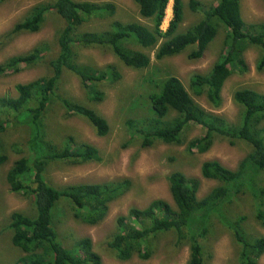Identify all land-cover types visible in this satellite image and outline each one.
I'll list each match as a JSON object with an SVG mask.
<instances>
[{"label": "trees", "instance_id": "obj_1", "mask_svg": "<svg viewBox=\"0 0 264 264\" xmlns=\"http://www.w3.org/2000/svg\"><path fill=\"white\" fill-rule=\"evenodd\" d=\"M132 1L139 16L150 25L113 20L117 11L114 3L51 0L33 6L6 34L9 37V34L39 31L49 12L54 13L62 25L53 45L42 42L28 53L0 64V74L9 70L19 72L21 66L40 63L51 71L50 76L17 84L15 97H0V133L10 121L28 128L27 155L13 161L6 173L10 190L30 198L32 205L31 215L13 212L10 216L11 244L23 253L11 264H102L90 238H78L66 245L57 224L68 208L74 220L96 225L106 217L109 205L131 187L128 179L60 187L49 181V168L55 163L82 165L102 160L99 150L89 143H79L70 136L65 137L61 145L51 140L45 118L54 102L62 107L64 116L85 119L98 137L109 131L107 121L94 109L57 93L61 73H73L86 98L92 102L103 100V93L97 91L98 85L114 84L121 78L113 65L97 68L80 63L77 48L105 49L125 67L145 70L150 58L143 49H155L156 60L188 50L187 58L196 60L222 27L225 35L217 59L208 72L196 73L189 80L192 93L204 96L215 110L221 106V92L228 77L233 72L247 70L244 53L248 48L259 50L255 69L264 70V24L245 22L241 0H214L208 5L199 0H188L186 4L183 0H172L173 17L166 30H162L161 25L169 0ZM185 6L192 13H199L200 18L178 32ZM93 19L110 21L104 30H84ZM49 53H53L52 58ZM157 87L158 90L146 97L143 117L127 121L129 134L140 139L142 148L151 147L155 142L185 144L188 152L202 154L218 137L231 146L237 140L243 141L250 146V151L234 170L218 161L203 162L201 177L218 185L200 199L196 179L179 171L170 173L167 182L174 206L156 199L143 209L130 208L126 216L116 219V231L107 241L108 249L120 261L133 256L146 260L151 254V240L172 232L176 246L188 245L187 264H205L203 241L219 225L231 234L238 247V264H257L264 253V236L248 234L244 228L245 216L231 217L229 209L240 195L249 196L255 207L254 219L264 229V93L247 88L235 90L232 100L239 108V120L231 122L200 107L174 76H167ZM171 112L175 115L170 118ZM189 125L200 126L204 133L185 142L182 135ZM7 159L0 151V166Z\"/></svg>", "mask_w": 264, "mask_h": 264}, {"label": "rangeland", "instance_id": "obj_2", "mask_svg": "<svg viewBox=\"0 0 264 264\" xmlns=\"http://www.w3.org/2000/svg\"><path fill=\"white\" fill-rule=\"evenodd\" d=\"M51 0H5L0 3V64L7 59L28 53L37 44L53 45L62 25L54 13H48L42 27L37 32L9 34L13 26L21 21L31 8L41 2ZM89 2H110L116 6L113 20L122 22H139L150 25L142 19L137 6L132 0H81ZM205 5L214 0H199ZM184 4L188 0H183ZM173 1L169 0L165 10L161 29L166 30L172 14ZM241 15L245 22L264 24V0H241ZM199 13H192L185 6L183 21L178 32L199 20ZM110 20L93 19L84 30H104ZM225 30L219 27L215 38L208 45L201 58L190 60L189 51L177 56L156 60L155 49H143L148 54L150 65L145 70H134L125 67L108 50L77 48L78 60L97 68L106 65L115 66L121 78L114 84L102 83L97 91L103 93V100L92 102L86 98L79 79L71 72L63 71L58 79L57 93L75 102L94 109L108 123V134L98 137L93 127L81 117H66L64 110L54 102L46 112V124L51 140L64 142L65 137H72L77 142L89 143L99 150L101 162H90L82 165L55 163L49 168L48 178L55 187L76 183H104L121 179L131 181V187L123 196L112 202L103 221L96 225H87L72 218L66 208L65 217L57 224V230L64 244L69 245L75 239L88 237L93 249L100 255L102 264H187L189 249L187 244L176 246L175 235L166 232L154 237L149 246L150 257L146 260L133 256L129 260H117L107 247L108 239L116 231V219L126 216L130 208H145L150 202L162 199L174 206L167 176L175 171L198 181L197 198L207 195L218 185L216 181L207 180L200 175V166L206 161H218L224 167L234 170L239 161L250 151V146L237 140L233 146L226 140L215 138L211 148L202 154L188 152L186 145L155 142L151 147L142 148L140 139L132 137L127 128V121L141 119L144 115L146 97L151 91L158 90L157 85L167 76L178 78L193 100L204 110L225 117L231 122L239 120V108L234 104L232 95L235 90L247 88L264 93V70L257 72L255 62L259 50L248 48L244 53L247 70L244 73L233 72L225 81L221 92V106L212 109L204 96H195L189 89L192 75L208 72L217 59L223 45ZM50 58L53 53H49ZM51 75L43 63L35 66H21L19 72L11 70L0 74V97H15V86ZM175 114L170 113L169 117ZM0 133V151L8 159L0 166V264H11L23 253L11 244L12 231L8 228L13 212L31 215V199L22 194L13 193L6 181V173L13 161L27 155L26 140L28 128L25 125L10 121ZM204 133L200 126L189 125L183 132L185 142ZM229 209V215L245 216L244 228L248 234L264 236V229L254 219V203L249 196L240 195ZM205 264H238V247L231 234L223 227L216 225L213 233L203 241ZM257 264H264V253Z\"/></svg>", "mask_w": 264, "mask_h": 264}]
</instances>
